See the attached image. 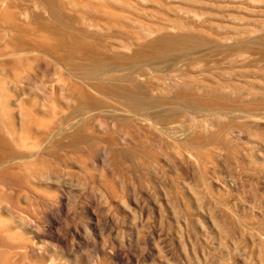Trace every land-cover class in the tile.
<instances>
[{
    "label": "rangeland",
    "instance_id": "374dc122",
    "mask_svg": "<svg viewBox=\"0 0 264 264\" xmlns=\"http://www.w3.org/2000/svg\"><path fill=\"white\" fill-rule=\"evenodd\" d=\"M46 1L98 53L5 79L0 264H264V0H0V60Z\"/></svg>",
    "mask_w": 264,
    "mask_h": 264
},
{
    "label": "bare ground",
    "instance_id": "6f19581e",
    "mask_svg": "<svg viewBox=\"0 0 264 264\" xmlns=\"http://www.w3.org/2000/svg\"><path fill=\"white\" fill-rule=\"evenodd\" d=\"M46 2L49 6L48 12L50 18L48 20L40 18V20L33 22V24L21 21L18 15L11 9L5 8L3 10L7 27L12 31V35L7 38V41L1 48L4 53V58L0 60V69L5 74L3 78H0V80H3V86L0 91V97L3 101L10 97L7 93L8 91L5 89V79H17L24 70L30 69V65L35 64L36 66L37 62L40 61L39 55L51 54L58 59H65L67 56L76 53L82 56L98 53V50L91 44H88L83 39L77 38L73 32L69 31V28L64 31V26L53 22V20L58 18V15L52 7L51 1ZM2 34L0 31V37ZM50 40L54 41V45H51ZM28 72L31 71L28 70ZM56 74L59 75V82L65 88H72L74 91H78L83 95L86 93L78 85L72 84V87H70L69 81L65 78L62 69L59 68ZM31 77V75H27L25 79H32ZM93 88L102 93L115 94V91L102 85L100 82L93 85ZM128 105L134 107V104L131 102H128ZM16 132L14 128L10 131L12 136H15ZM11 142L17 143V140L8 138L3 132H0V168L4 167V170L2 169L3 171L14 168L13 165L4 166L5 163H11V161L15 160V157L11 155L13 152L10 148Z\"/></svg>",
    "mask_w": 264,
    "mask_h": 264
}]
</instances>
